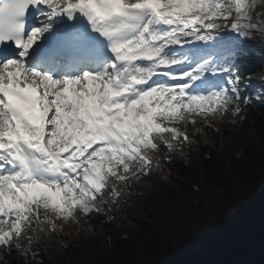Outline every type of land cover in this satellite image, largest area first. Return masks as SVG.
I'll return each instance as SVG.
<instances>
[{"label": "snow or ice", "instance_id": "snow-or-ice-1", "mask_svg": "<svg viewBox=\"0 0 264 264\" xmlns=\"http://www.w3.org/2000/svg\"><path fill=\"white\" fill-rule=\"evenodd\" d=\"M257 54L264 0H0V264H47L66 225L94 239L138 188L178 183L160 174L204 132L264 105Z\"/></svg>", "mask_w": 264, "mask_h": 264}, {"label": "trees", "instance_id": "trees-1", "mask_svg": "<svg viewBox=\"0 0 264 264\" xmlns=\"http://www.w3.org/2000/svg\"><path fill=\"white\" fill-rule=\"evenodd\" d=\"M263 58L254 57L252 72L263 70ZM190 157L186 167L169 169L178 183L153 179L154 188H138L141 198L109 227L97 223L94 239L66 229L61 235L67 247L42 246L47 264H264V192L239 198L245 181L254 180L258 192L264 186V105L249 113L243 127L204 132ZM260 241L258 250L237 260ZM86 251L93 258L84 259Z\"/></svg>", "mask_w": 264, "mask_h": 264}, {"label": "rangeland", "instance_id": "rangeland-1", "mask_svg": "<svg viewBox=\"0 0 264 264\" xmlns=\"http://www.w3.org/2000/svg\"><path fill=\"white\" fill-rule=\"evenodd\" d=\"M202 127V123H198L197 125H196V129L197 130H199L200 128ZM163 173H166V174H169V172H168V170H167V168H165L164 169V172ZM81 225H84L83 223L81 224ZM86 226V225H85ZM100 240H102V237H100ZM88 252V253H87ZM92 251H86V254H84V255H87V256H83L84 257V259L86 258H88V260L90 259V258H93V256H92ZM82 257V258H83Z\"/></svg>", "mask_w": 264, "mask_h": 264}, {"label": "bare ground", "instance_id": "bare-ground-1", "mask_svg": "<svg viewBox=\"0 0 264 264\" xmlns=\"http://www.w3.org/2000/svg\"><path fill=\"white\" fill-rule=\"evenodd\" d=\"M262 77H264V76L263 75H256V76H252V79L255 81H258Z\"/></svg>", "mask_w": 264, "mask_h": 264}]
</instances>
